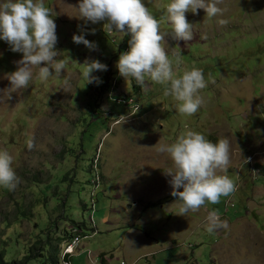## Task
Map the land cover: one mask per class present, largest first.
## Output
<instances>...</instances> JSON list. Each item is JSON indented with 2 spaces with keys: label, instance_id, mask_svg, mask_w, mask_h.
Listing matches in <instances>:
<instances>
[{
  "label": "rangeland",
  "instance_id": "374dc122",
  "mask_svg": "<svg viewBox=\"0 0 264 264\" xmlns=\"http://www.w3.org/2000/svg\"><path fill=\"white\" fill-rule=\"evenodd\" d=\"M79 2L44 0L56 13V50L70 88L63 78L41 82L33 69L29 87L7 99L6 76L22 54L0 40V149L12 154L21 178L14 191L0 187V264L48 263L62 253L72 223L85 226L86 237L72 264H264V0H220L223 15L211 19L202 9L188 12L193 39L166 38L170 57L181 49L177 74L203 70V103L192 116L178 113L163 85L146 78L141 87L119 74L130 36L107 33L103 22L84 25L70 7ZM142 3L170 33L162 19L170 0ZM81 27L96 30L85 35L96 50L73 43ZM86 59L107 66L92 73L101 83L86 84L78 65ZM124 99L127 107L119 106ZM187 130L229 138L231 163L218 174L233 179L236 191L182 217L167 201L172 161L157 148ZM213 210L227 229L206 231ZM39 249L43 257L31 258Z\"/></svg>",
  "mask_w": 264,
  "mask_h": 264
},
{
  "label": "clouds",
  "instance_id": "9594fccd",
  "mask_svg": "<svg viewBox=\"0 0 264 264\" xmlns=\"http://www.w3.org/2000/svg\"><path fill=\"white\" fill-rule=\"evenodd\" d=\"M219 3L220 0H170L162 17L170 25V33L161 31V21L152 15L142 0H80L75 7H70L77 13L75 18L84 25L103 22V30L107 33L130 36L129 50L121 53L116 63L119 74L125 80L134 79L141 87L146 78L163 85V96L177 102L178 113L192 116L203 103L199 93L207 86L204 73L193 67L177 74L174 65L182 62L181 49L176 47L179 50L170 57L166 38L170 35L174 41H191L193 24L188 22L185 14L191 12L195 15L202 9L209 19L222 16ZM55 15L52 8L45 6L44 0H0V40L9 45L10 51L22 54V59L16 62V70L6 76L10 85L4 90L8 93L7 99L12 98V93H22L29 87L33 69H37L36 78L41 82L51 77L63 78V87H71L69 77L64 74L65 61L58 59L60 52L56 50ZM217 23L224 25L227 21L220 19ZM95 31L93 28L86 32L81 27L80 34H74L72 41L94 51L97 45L85 39V35H94ZM78 65L83 67L86 84L101 83L92 73L107 71V66L99 60L86 59ZM27 144L29 149L34 147L32 139ZM230 149L228 137H221L213 143L192 130L183 132L173 143L159 144L157 151L167 153L172 161L173 167L164 174L171 177L170 195L176 198L178 216L196 213L206 204H218L221 197H228L236 191L233 179L218 174L226 172L230 166ZM12 165V154L7 149H0V187L9 191H14L21 183ZM205 220L209 233L228 228V223L216 210L210 211Z\"/></svg>",
  "mask_w": 264,
  "mask_h": 264
},
{
  "label": "trees",
  "instance_id": "16d2710c",
  "mask_svg": "<svg viewBox=\"0 0 264 264\" xmlns=\"http://www.w3.org/2000/svg\"><path fill=\"white\" fill-rule=\"evenodd\" d=\"M106 88H107V86L105 87V89ZM119 106H123V105L122 104H119ZM206 138L209 139L213 143H215L218 140L214 135L206 136ZM167 199H168L167 201H170V200L171 201H175L176 198L173 197V196H171V197H169ZM162 203L163 202H159V203H155V204H150L147 207V210H154V209L160 207L162 205ZM71 228L72 229H78L79 232H80V236L83 239L86 238V237H83V230L85 229V226L72 223ZM74 237L75 236L71 235L69 231H66L64 237L61 238L62 240L60 239V244H59L58 248L60 249V247L62 248L65 244H69L73 240ZM39 250H41V249H39ZM62 251H63V249H62ZM35 252H36L35 255L32 256L31 258H39V257L41 258V257H43L42 250L41 251H37L36 250ZM57 253H58V251H57ZM60 254L62 255V253H60ZM60 254H59V256H57L56 253L54 255H51L47 259L46 262L51 263V264H59L60 261H61V255ZM1 261H2V264H5L2 259H1ZM48 263H43V264H48ZM14 264H16V263H14Z\"/></svg>",
  "mask_w": 264,
  "mask_h": 264
},
{
  "label": "built area",
  "instance_id": "2783aa9c",
  "mask_svg": "<svg viewBox=\"0 0 264 264\" xmlns=\"http://www.w3.org/2000/svg\"><path fill=\"white\" fill-rule=\"evenodd\" d=\"M120 100V99H118ZM132 100V99H131ZM130 100L119 101V104L125 105L127 107ZM70 234L75 236L69 244H65L63 247L61 261L59 264H72V257L75 255L76 251L79 250L82 243V238L80 237V232L78 229H70Z\"/></svg>",
  "mask_w": 264,
  "mask_h": 264
},
{
  "label": "crops",
  "instance_id": "0c3cea01",
  "mask_svg": "<svg viewBox=\"0 0 264 264\" xmlns=\"http://www.w3.org/2000/svg\"><path fill=\"white\" fill-rule=\"evenodd\" d=\"M204 211H206V210L204 209ZM102 257H104L103 258L104 259V262H107V263L109 262V261L106 260L105 255H103Z\"/></svg>",
  "mask_w": 264,
  "mask_h": 264
}]
</instances>
